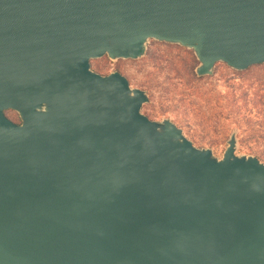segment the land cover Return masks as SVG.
Segmentation results:
<instances>
[{"label": "water", "instance_id": "95a60500", "mask_svg": "<svg viewBox=\"0 0 264 264\" xmlns=\"http://www.w3.org/2000/svg\"><path fill=\"white\" fill-rule=\"evenodd\" d=\"M149 39L264 63V0H0V264H264V161L221 158L91 60ZM14 110L20 122L5 111Z\"/></svg>", "mask_w": 264, "mask_h": 264}, {"label": "rangeland", "instance_id": "374dc122", "mask_svg": "<svg viewBox=\"0 0 264 264\" xmlns=\"http://www.w3.org/2000/svg\"><path fill=\"white\" fill-rule=\"evenodd\" d=\"M191 65L194 70L199 65L192 49L154 39L146 42L142 56L137 59H110L105 55L91 60L94 71L103 75L119 71L131 87L143 89L149 101L141 111L156 121L171 120L195 146L210 148L215 157L221 158L230 135L235 133L236 154L256 155L264 161V119L252 113L247 123L232 104L236 98L240 102L241 87L254 92L259 83H264V63L248 70H235L217 62L212 74L200 81H191L188 73ZM5 114L20 122L16 111L6 110Z\"/></svg>", "mask_w": 264, "mask_h": 264}, {"label": "trees", "instance_id": "16d2710c", "mask_svg": "<svg viewBox=\"0 0 264 264\" xmlns=\"http://www.w3.org/2000/svg\"><path fill=\"white\" fill-rule=\"evenodd\" d=\"M254 66V65H253ZM252 67V66H251ZM250 68V67H249ZM249 68L245 69L248 70ZM237 72H243V71H237ZM188 73L190 75L191 81H200L205 78V76H198L194 70V66L191 65L188 67ZM241 96L240 102L239 99L236 98L235 101H232L233 106H235V109L238 110L237 114H242V117L245 118V122H250L252 119V113L257 114L261 118L264 119V83H259V87L254 90V92H250L247 88L241 87ZM253 96L251 97V95ZM257 115H254V117H258ZM260 121V120H258ZM250 125H248V128ZM241 128V127H237ZM244 132L247 129H242ZM243 140L241 141V146L244 147L245 144H243Z\"/></svg>", "mask_w": 264, "mask_h": 264}]
</instances>
